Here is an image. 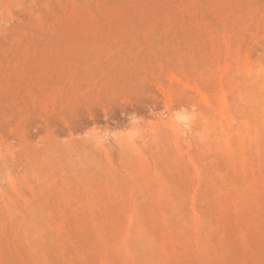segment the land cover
I'll return each instance as SVG.
<instances>
[{
  "label": "rangeland",
  "instance_id": "374dc122",
  "mask_svg": "<svg viewBox=\"0 0 264 264\" xmlns=\"http://www.w3.org/2000/svg\"><path fill=\"white\" fill-rule=\"evenodd\" d=\"M0 264H264V0H0Z\"/></svg>",
  "mask_w": 264,
  "mask_h": 264
},
{
  "label": "bare ground",
  "instance_id": "6f19581e",
  "mask_svg": "<svg viewBox=\"0 0 264 264\" xmlns=\"http://www.w3.org/2000/svg\"><path fill=\"white\" fill-rule=\"evenodd\" d=\"M247 6V5H246ZM258 10H260V9H258ZM257 12V11H256ZM259 12V11H258ZM250 21V20H249ZM247 22V21H246ZM210 34V33H209ZM228 47V46H227ZM237 74H239V73H237ZM238 76V75H237ZM237 76H236V78H237ZM234 78V77H233ZM230 83V82H229ZM232 83V82H231ZM206 87V86H205ZM186 91H188V90H186ZM211 91V90H210ZM186 93V92H185ZM213 101V100H212ZM177 105V104H176ZM179 111V110H178ZM172 116H174V117H176V119H177V117H178V121H176V123H173V124H171V128L174 130V132L176 133L177 131H181L182 129V127H183V125H184V123H183V120H185L186 119V117H185V113L184 112H177V114L176 115H172ZM185 118V119H184ZM207 125V124H206ZM241 125V124H240ZM258 137V136H257ZM97 139H101V140H104L105 142H106V140H107V136L106 135H101V134H97V137H96ZM225 138V137H224ZM103 142V141H102ZM230 153V152H229Z\"/></svg>",
  "mask_w": 264,
  "mask_h": 264
}]
</instances>
